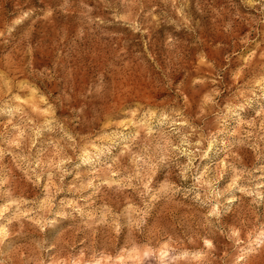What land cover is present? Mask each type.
I'll return each mask as SVG.
<instances>
[{"label":"rangeland","instance_id":"rangeland-1","mask_svg":"<svg viewBox=\"0 0 264 264\" xmlns=\"http://www.w3.org/2000/svg\"><path fill=\"white\" fill-rule=\"evenodd\" d=\"M0 264H264V0H0Z\"/></svg>","mask_w":264,"mask_h":264},{"label":"clouds","instance_id":"clouds-1","mask_svg":"<svg viewBox=\"0 0 264 264\" xmlns=\"http://www.w3.org/2000/svg\"><path fill=\"white\" fill-rule=\"evenodd\" d=\"M89 11H91V10H89ZM24 15H25V17H27L29 14L28 13H25ZM117 19H120V17H117ZM17 23H19V21ZM93 23H95V22H93ZM105 23H110V21H106L105 19H100L99 22H98V24H97V27H99L100 25H103ZM165 78H167V77H165ZM168 85H171V80H168ZM163 159H164V157H161V160H163ZM215 182L216 181L214 180L213 183H215ZM147 187H148V185L147 184H144V188L147 189ZM232 187H234V185H229L222 192H218L216 195H218V196H224L225 193L229 192ZM212 215H219V213L216 212V211H213ZM206 243H209V242L206 241ZM209 247H211V244L210 243H209Z\"/></svg>","mask_w":264,"mask_h":264}]
</instances>
